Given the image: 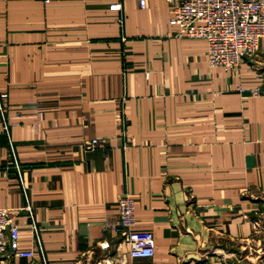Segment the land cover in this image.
<instances>
[{
  "label": "crops",
  "instance_id": "obj_1",
  "mask_svg": "<svg viewBox=\"0 0 264 264\" xmlns=\"http://www.w3.org/2000/svg\"><path fill=\"white\" fill-rule=\"evenodd\" d=\"M172 15L164 0H0V207L36 252L4 264L126 253L113 229L126 194L156 242L132 264H236L264 218V96L251 93L264 48L256 65L212 68Z\"/></svg>",
  "mask_w": 264,
  "mask_h": 264
},
{
  "label": "built area",
  "instance_id": "obj_2",
  "mask_svg": "<svg viewBox=\"0 0 264 264\" xmlns=\"http://www.w3.org/2000/svg\"><path fill=\"white\" fill-rule=\"evenodd\" d=\"M50 0H46L49 2ZM171 4L173 15L170 23L180 38L203 39L207 42V61L210 67L233 70L242 58L256 56L264 48V0H164ZM140 8H146L149 0H137ZM111 10L121 11L120 1L110 4ZM117 21L122 25L123 16ZM254 96H264V89H251ZM5 96V95H3ZM94 139L93 147L101 144ZM90 148V146H88ZM136 203L134 198L123 195L118 198L119 222L113 229L128 246L126 253L102 257L103 264H132L139 259H150L156 251L155 237L150 230L136 229ZM258 224H255V227ZM20 229L9 215V209L0 207V264L5 255L36 258L34 249H23L19 242ZM99 247L110 248L109 241Z\"/></svg>",
  "mask_w": 264,
  "mask_h": 264
},
{
  "label": "rangeland",
  "instance_id": "obj_3",
  "mask_svg": "<svg viewBox=\"0 0 264 264\" xmlns=\"http://www.w3.org/2000/svg\"><path fill=\"white\" fill-rule=\"evenodd\" d=\"M253 58L254 57H251L248 59L249 60L251 59L250 60V61H252L251 63H254L256 65L257 63H255ZM256 66H257V68L264 67V63L263 64H257ZM257 68H256V70L258 72ZM260 73H261V69H259V72L257 73L258 79L262 78V76H260ZM263 78H264V76H263ZM77 81H78V79H77ZM76 87H78V84H76ZM79 89H80V98L82 100V99H84V96H85L84 92H83V86L80 85ZM262 89H264V88H262ZM94 139L101 140L102 141L101 143L106 142L105 138H101V137L92 138V139L87 140L85 142L84 148L86 150H91V149L95 148L92 145H88L89 143L92 144ZM88 146H90V148H88ZM256 213L259 214V212H256ZM256 223L258 225L255 227ZM252 229H253V235H252L250 242H246L245 244H241V243L236 244V246H235L236 249L234 252H235L236 264H264V218L260 217V216L254 217L252 219ZM243 246H245V247H243ZM238 260H240V262Z\"/></svg>",
  "mask_w": 264,
  "mask_h": 264
}]
</instances>
